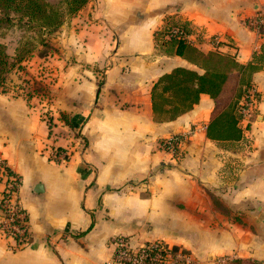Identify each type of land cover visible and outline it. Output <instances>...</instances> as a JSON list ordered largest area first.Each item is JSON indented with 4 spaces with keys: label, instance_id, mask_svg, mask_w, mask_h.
Returning a JSON list of instances; mask_svg holds the SVG:
<instances>
[{
    "label": "crops",
    "instance_id": "obj_1",
    "mask_svg": "<svg viewBox=\"0 0 264 264\" xmlns=\"http://www.w3.org/2000/svg\"><path fill=\"white\" fill-rule=\"evenodd\" d=\"M255 15L264 22V0H90L65 18L46 60V102L0 92V157L20 176L29 231L22 247L0 233V264H109L116 235L163 240L196 264H264V26L244 24ZM172 28L190 59L155 38ZM175 67L237 75L228 106L239 138L207 137V93L170 117L175 100L157 81ZM250 87L257 101L240 122ZM189 130L178 155L159 147ZM53 146L68 159H49Z\"/></svg>",
    "mask_w": 264,
    "mask_h": 264
},
{
    "label": "trees",
    "instance_id": "obj_2",
    "mask_svg": "<svg viewBox=\"0 0 264 264\" xmlns=\"http://www.w3.org/2000/svg\"><path fill=\"white\" fill-rule=\"evenodd\" d=\"M90 0H56L52 3L48 0H0V29L12 23L17 22L27 27L36 29L38 33L55 32L66 16H70L83 9ZM163 34L175 44V53L190 59V54L195 50L183 34L176 36L171 30L156 31L155 38ZM41 47L37 49L38 57H45L49 50H53L49 42L40 39ZM28 49L17 50L13 57L9 56L6 47L0 42V92L7 89V78L9 73L16 69H22V61L25 59ZM212 54L208 55L210 59ZM228 65L235 66L234 62ZM242 67L240 66V69ZM254 67L249 66V70ZM236 76L228 70L215 71L205 70L199 74L194 70L175 67L169 73H165L158 78L159 83H163V89L169 90L175 100L170 117L190 109L199 99L200 93H207L213 100L214 109L211 115V123L207 128V137L211 139H237L240 137V130L236 127L237 116L233 114L232 107L228 106ZM27 93L25 96H29ZM154 108V107H153ZM237 115V114H236ZM63 117V116H62ZM49 129L53 123L47 118ZM70 127L71 123L66 121ZM61 148V147H58ZM0 166L7 175L17 176L20 182V176L13 172L6 161L0 157ZM222 264H259V262L250 259H230Z\"/></svg>",
    "mask_w": 264,
    "mask_h": 264
},
{
    "label": "built area",
    "instance_id": "obj_3",
    "mask_svg": "<svg viewBox=\"0 0 264 264\" xmlns=\"http://www.w3.org/2000/svg\"><path fill=\"white\" fill-rule=\"evenodd\" d=\"M244 24L257 34L263 31L264 22L260 15L245 19ZM170 30L176 36L183 34L178 28ZM212 41L216 44L217 36H213ZM256 101L257 93L250 87L244 95L243 102L237 107L240 122H244L251 114ZM191 133L189 130L162 138L159 140V147L173 156L178 155L180 144ZM68 156L65 148L47 150V157L54 162L66 161ZM0 183L3 184L0 191V233L4 237L12 238L16 247H22L27 242L29 231L26 212L17 196L20 182L17 176L7 175L0 166ZM109 243L111 245L109 264H196L187 251L169 246L160 239L132 245L127 236L116 235Z\"/></svg>",
    "mask_w": 264,
    "mask_h": 264
},
{
    "label": "rangeland",
    "instance_id": "obj_4",
    "mask_svg": "<svg viewBox=\"0 0 264 264\" xmlns=\"http://www.w3.org/2000/svg\"><path fill=\"white\" fill-rule=\"evenodd\" d=\"M48 1L52 3L56 2V0ZM66 18L69 20L70 17L66 16ZM55 32L44 31L40 34L36 29L27 27L24 24L17 22L16 19L12 23L0 29V42L5 45L9 56L13 57L17 50L22 51L26 48L29 50L25 59L22 61L24 62L22 65L23 68L13 70L8 76V79L10 80L9 85L14 86L7 85L5 92L11 88L15 93H20L24 96L27 93L30 94L29 96L35 95L36 98L34 99V102L37 104L46 102V97L43 93L47 88V82L51 81V78H54L52 74L50 75L49 65L46 64V60H50L47 59V57L56 50ZM41 37L46 39L53 48V50H49V54L45 57L37 56V49L41 47ZM45 68L48 69L46 70ZM45 107L46 106L44 105L43 108ZM41 112L47 113L45 110ZM51 130L52 127L49 133L52 132ZM80 141L82 143L83 140ZM50 148H57V150L60 149L57 146Z\"/></svg>",
    "mask_w": 264,
    "mask_h": 264
}]
</instances>
